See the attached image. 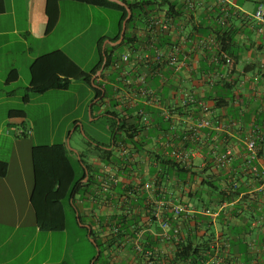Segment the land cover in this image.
I'll list each match as a JSON object with an SVG mask.
<instances>
[{
  "label": "crops",
  "instance_id": "0c3cea01",
  "mask_svg": "<svg viewBox=\"0 0 264 264\" xmlns=\"http://www.w3.org/2000/svg\"><path fill=\"white\" fill-rule=\"evenodd\" d=\"M195 1L196 7L189 9L184 0H152L154 4L149 10L146 9L147 14L137 17L128 26L126 38L123 36L120 42L119 38L115 39L120 35L121 13L110 9L118 12L116 32L109 34L108 23L101 26L94 35L88 57L78 59L73 56L69 46L91 29L95 12L104 14L102 7L71 0L60 1L58 20L47 32L46 0H3V10L0 12V82L5 87L24 82L28 99L24 101L25 95L19 96L15 89L0 92V162H5L7 167L5 175L0 176V264H31L45 246H33L39 236L50 240L48 258L41 264H82L80 256L74 260L75 252L72 245L68 246L67 227L57 232L64 235V239L59 243L51 241L56 233L39 228L31 203L32 148L54 143L37 142L33 130L37 115L26 111L32 100L28 90L29 68L35 59L56 51L65 53L87 75L85 79L71 80L69 87L60 91H67L76 81H82L87 86V92L92 95L91 103L97 99L92 104L90 117L92 120L102 116L107 118L109 141L111 131L108 117L113 118L107 111L118 113L117 119L114 118L117 125L122 124L123 120L134 125V129L128 132L134 133L132 142L127 134L119 131L110 148L105 147L112 152L111 160L116 156L119 162L101 164L93 155L87 158L89 164L99 168L101 187L96 188L94 197L84 200L77 197L74 201L83 224L89 226L92 222L95 236L104 239L106 233L97 227L96 222L116 211L113 202L120 199L123 187L137 185L147 179L157 181L156 174L167 170L166 180H160L157 185L176 205H183L191 211L190 215L177 219L182 238L209 240L207 249L212 254L207 255V261L203 264H252L255 259L264 264V229L259 225L253 226L254 221L246 216L248 203L236 201L216 218L201 213L217 199L215 194L206 190L208 187L204 182H212L224 191L228 178L238 179L240 175L237 173L247 154L245 141L250 128L253 125L264 127V23L257 22L253 17L258 4L264 0ZM80 11L88 14L82 22L75 17L65 18L69 12ZM168 18L173 20V27L167 32H157L156 45L179 44V58L184 60L180 69L166 64L156 67V64L149 65L143 59L148 54L145 45L149 24L151 21L159 24ZM224 29L228 32L225 37L218 32ZM118 45L121 48L117 53L115 47ZM224 45L227 48L224 53L231 57V64L217 59ZM228 52H232V56ZM127 53L130 55L128 62L121 63L122 55ZM106 55H110L111 62L105 67ZM11 70L18 72V79L6 84V76ZM26 74L28 82L25 80ZM123 75L146 77L148 87L153 90L148 103L144 104V98L133 93V87L124 85ZM94 82L106 88L101 90L98 97H95ZM184 92L208 105L211 121H219L226 128L218 130L212 127L194 133L202 113L198 106L181 105ZM216 103H220V106H216ZM14 104L23 106L12 108L10 105ZM138 109H144L147 124L137 115ZM17 110L23 114H11V111ZM80 118L79 114L71 121L75 129L81 127ZM21 129L28 130L29 134L19 135ZM61 143L64 144L63 140ZM226 146L233 148V161L227 167H217L213 156ZM163 158L174 160L184 171L173 169L169 164L163 168L159 160ZM257 164L264 166L262 152ZM112 177L118 180L122 189L119 198L111 194ZM106 196L109 201L102 200ZM235 207H239L241 213H237ZM229 208L233 210L229 211ZM259 208L264 211L263 206ZM197 214L198 218L195 216ZM77 227L81 229V226ZM84 239L93 250L87 233ZM237 239L241 240L240 245L229 244L226 250L221 251L213 249V244L222 246L224 242L232 243ZM74 242H82L78 231ZM31 245V252L26 255ZM129 246L126 242L117 248L111 247L105 251V255L110 256L112 264H144L142 258L133 256ZM245 249L247 254H244ZM82 255L83 264H91L94 260V250L85 247ZM218 258L222 261L218 262ZM159 263L158 260L153 264Z\"/></svg>",
  "mask_w": 264,
  "mask_h": 264
},
{
  "label": "trees",
  "instance_id": "16d2710c",
  "mask_svg": "<svg viewBox=\"0 0 264 264\" xmlns=\"http://www.w3.org/2000/svg\"><path fill=\"white\" fill-rule=\"evenodd\" d=\"M63 0H46V14L48 17L46 31H50L56 24L59 16V8L58 3ZM83 4H88L91 6L108 8V9H116L120 11V23L119 30L121 28V22L126 18L127 11L123 6L118 4L109 2L108 0H71ZM123 1L128 8L131 10V16L126 23L124 39L126 38V30L128 26L137 19V17L145 16L146 9H150L154 4L152 0H121ZM171 7V5H170ZM3 10V0H0V12ZM145 11V12H144ZM218 32H222V36H227V30H219ZM119 37L117 36L115 40ZM228 39H230L228 37ZM222 51H226V45L222 46ZM220 53V52H219ZM218 53V61L219 59ZM229 55L232 56V52H228ZM221 60V61H220ZM111 62L110 55H106V62L104 66H108ZM224 63V61H222ZM102 65V62L99 64V67ZM160 66L156 64V67ZM120 71V70H119ZM30 73V88L29 92L33 94H42L48 90H65L69 87L71 80H80L85 79L87 75L81 71L78 65H76L65 53L62 51H56L50 54H46L40 56L35 59L29 68ZM18 79V72L16 70H11L6 76L5 82L6 84L14 82ZM95 83V82H94ZM95 86L98 88H94L95 97L101 95V90H106L105 86L101 83H95ZM1 92V90H0ZM28 99V96H24V101ZM94 106V105H93ZM93 106L91 108V112H93ZM216 106H220V103H216ZM22 115V111H11V114ZM107 114L112 116L110 119V131H111V139L105 144H94L91 141L87 143L93 146L96 150L93 157H96L99 163L108 164L110 161L119 162L118 157H113L111 160L112 152L108 151L105 147L110 148L112 141H116V133L119 131L127 134L128 140L132 142L134 137V133H128L129 131L134 129V125L128 124L126 121H122V124L117 125L115 119L118 117V113L115 111H107ZM115 118V119H114ZM117 130V131H115ZM133 144V143H132ZM90 155L83 154L82 152L77 153L78 160H71L65 148V145L62 143L53 144V145H40L32 148V169H33V189L31 193V203L33 210L35 212L36 222L39 228L45 232H59L65 229L66 227V204L70 206V209L73 213V218L77 226H79L76 220V213L80 219L81 224L84 223L82 216L78 212V209L75 207L74 201L77 197L81 200L88 199V197L95 196L96 188L101 187V183L98 181V178L101 176L99 173V168L94 167L91 163L87 162V158ZM259 156V155H258ZM160 164L166 167L168 164L173 168L179 171H184L180 168L179 164L175 163L174 160L168 159H159ZM232 163V162H231ZM230 163V164H231ZM229 164V165H230ZM259 167L256 162H253ZM227 165V166H229ZM6 163L0 162V176H4L6 173ZM248 165L246 164V157L242 161V167L240 172L238 171L239 178L237 181H241L239 189L234 191L233 193L225 194V191L220 190L214 183L205 181L204 185H206V190L212 192L216 195L214 203L212 205L206 206L205 208L211 207L214 208L219 202L225 200V198L237 197L238 195L245 193L248 191L250 184V180L254 179L249 173H246ZM259 169V168H258ZM157 184H159L160 180H166L168 175L167 170H163L158 172L157 174ZM87 179L85 180V177ZM233 174L230 176L232 177ZM159 179V180H158ZM243 179V180H242ZM85 180V181H84ZM232 179H227L225 184L226 186L230 185ZM248 186V187H247ZM120 185L112 186L111 191L117 195L119 198V194H121ZM263 192V191H262ZM263 193H255L254 198L248 199L247 195H242L240 201L242 203H248L249 207L247 209V215L249 219L255 220L260 212H257L260 209V206L264 208V201H260ZM103 201H109L108 196H106ZM144 197L140 196L137 200V205L140 210L144 209L143 205ZM117 200L115 205V212L110 216L101 217L97 220V227L102 229L106 233V237L102 240L95 236L94 229L92 227V222L89 223L90 227V238L94 240L96 243L100 254L98 258L95 259L94 264H112L110 261V256L105 255V251L110 249L111 247H119L122 243L128 242L130 244L129 250L133 251V256L136 258H141V254H137L133 241L137 237V233L146 226L147 219L146 215H148L147 211H145V215L142 216L141 212L137 214H133L130 218L125 217L122 214V207L118 203ZM250 203V204H249ZM237 213H241V209L239 207H235ZM239 210V211H238ZM232 211V210H231ZM198 218V214L195 215ZM200 217V216H199ZM178 218L175 219L174 223H178ZM187 221V220H186ZM220 221V219H219ZM87 232V229L81 227ZM247 231V229H246ZM143 245H156L153 241V237L148 233L143 234ZM89 240V238H88ZM209 240H200L198 241L196 237H188L185 240L180 235V239L174 242V258L170 261H165L159 255V262L162 264H172V263H186V264H203L207 261V255L212 254V252L207 249ZM241 240L237 239L235 242L228 243L230 245H240ZM92 245V243H91ZM93 246V245H92ZM94 247V246H93ZM246 248V247H245ZM223 244L220 246V250H223ZM94 256L96 254L95 248ZM208 250V251H207ZM244 254H247L246 249ZM157 260V261H158ZM146 264L149 261L145 262ZM159 263V264H161ZM221 264V263H220Z\"/></svg>",
  "mask_w": 264,
  "mask_h": 264
},
{
  "label": "built area",
  "instance_id": "2783aa9c",
  "mask_svg": "<svg viewBox=\"0 0 264 264\" xmlns=\"http://www.w3.org/2000/svg\"><path fill=\"white\" fill-rule=\"evenodd\" d=\"M185 5L189 9H194L196 7L195 0H184ZM254 19L259 23H264V1L260 2L254 12ZM173 27V20L168 18L165 22L159 23L157 21H151L148 26V40L146 46V51L148 54L143 56L145 63L149 65L153 64H166L180 69L184 64V60L179 58L181 48L180 45H164L157 46V32H167L170 28ZM184 37L181 39L183 41ZM219 59L224 61L225 64H231L232 59L226 53L219 50ZM129 53L122 55L121 63H126L129 60ZM119 67V65H118ZM123 83L127 88H134L133 93L140 94L144 98V104L148 103L151 96L153 95V90L148 87L146 77L143 75H137L134 78L129 77L128 75H123ZM189 104L198 106L202 117L197 122L194 133L202 129H209L215 127L218 130H224L226 126L219 122H212L210 115V108L208 105L203 104L196 100L190 93L184 92L181 95V105L187 106ZM137 115L141 118L142 122L147 124L148 117L144 109H138ZM168 117V116H167ZM19 135L29 134L28 130L21 129L18 131ZM246 147V164L249 169H246L249 175L254 177L250 180L252 184H248L249 189L245 193L238 195L237 197H228L225 200L219 202L214 208L208 207L204 208L201 213L208 215L209 217H218L221 212L228 208L230 205L239 201L242 195H247L248 199H253L255 193L264 192V166L258 167L253 164L257 163L258 155L260 152L264 154V127H259L258 125H253L250 128L249 134L245 141ZM234 158L233 148L226 146L225 149L213 156V161L217 167H227ZM238 180V179H237ZM236 178L232 179L229 186L225 188V194L233 193L239 189L240 180L237 181ZM111 187L118 184V180L115 177L110 179ZM112 189V188H111ZM263 191V192H262ZM111 194L114 196L113 191ZM140 196L144 197L143 205L146 207L145 210L140 208L137 205V200ZM264 201V196H262L260 201ZM116 202V201H115ZM113 202V207L115 208L116 204ZM122 207V214L130 218L133 214L138 212L142 213V216L146 215L147 224L137 233L136 239L133 241L135 250L137 254H141V258L146 264V261H149L148 264H153L159 259V255L165 261H170L174 258V242L180 239V228L174 223L176 218L186 217L190 215L191 211L183 205H176L173 201L170 200L168 195L159 189L157 181L153 179H147L142 182H139L137 185L125 186L123 187V193L118 202ZM233 210V209H232ZM229 211L231 209L229 208ZM261 209H258L257 212H260ZM226 213V212H225ZM253 226L259 225L264 229V211L260 212V215L253 220ZM148 233L153 237V241L156 245H147L144 246L142 243L143 234ZM223 250H226L229 245L226 242L223 243ZM213 249L215 251L220 250V245L216 246L213 244ZM264 258V253H263ZM222 259L218 258V262H221ZM264 262V261H263ZM252 264H261L259 259L253 260Z\"/></svg>",
  "mask_w": 264,
  "mask_h": 264
},
{
  "label": "rangeland",
  "instance_id": "374dc122",
  "mask_svg": "<svg viewBox=\"0 0 264 264\" xmlns=\"http://www.w3.org/2000/svg\"><path fill=\"white\" fill-rule=\"evenodd\" d=\"M104 9V14H99L95 12L94 23L91 29L86 33L81 35L76 41H74L70 46L69 50L73 52V56L78 59H85L88 57V53L93 47V39L95 33L99 31L100 27L104 24H109V34L113 35L116 32V16L117 11ZM87 13L80 11V13L69 12L67 13L66 19L77 18L80 22L87 18ZM121 46L115 47V52L120 51ZM26 82H28V75L26 74ZM24 82H20L16 85L5 87L0 82V90L7 91L15 89L19 96L25 95ZM31 100L30 106H28L26 111L37 115V120L35 128V138L37 142L42 144H49L50 142L54 144H59L64 142L67 155L71 160H78L77 153L82 152L92 156L95 154V148L89 145L87 142L91 141L94 144L105 145L108 143L109 132L106 130L107 118L104 116L92 120L88 115V105L91 103L92 95L87 92V86L82 81H76L70 86L67 91L60 90H48L42 95L29 94ZM12 108H20L23 104L10 105ZM80 114L81 118L79 120L81 127L75 129V126L71 124L73 118ZM65 136V138H64ZM64 138V139H63ZM66 227H67V239L68 246L72 245L74 253V260L76 261L77 256H80L81 263L83 264L82 251L86 247L92 250V247L84 239L85 231L79 229L75 220L73 218V213L70 206L66 204ZM78 231L82 237L81 244H76L74 242L75 233ZM53 234L55 238H51V241H56L59 243L61 239H64V235H60L55 232ZM50 240L46 241L44 236H39L33 242V246H39L45 244L42 251L36 255L31 264H41L48 258V243ZM37 244V245H36ZM31 247L26 255L31 252ZM70 249V248H69ZM78 252L79 255L76 253ZM48 261H51L50 259Z\"/></svg>",
  "mask_w": 264,
  "mask_h": 264
},
{
  "label": "water",
  "instance_id": "95a60500",
  "mask_svg": "<svg viewBox=\"0 0 264 264\" xmlns=\"http://www.w3.org/2000/svg\"><path fill=\"white\" fill-rule=\"evenodd\" d=\"M108 1H109V2H112V3H115V4H118V5H120V6H123V7L126 9V11H127V16H126V18L121 22L120 35H119V39H118V42H120V41L123 39V36H124V33H125L126 23H127V21L129 20V18H130V16H131V10H130V9L128 8V6H127L123 1H121V0H108ZM104 61H105V59H104ZM95 88L98 89L96 86H95ZM103 94H104V93L102 92V95H103ZM96 101H97V99H94V100L92 101V103H90V104L88 105V115H89V116L91 115V107H92V104H93L94 102H96ZM86 179H87V176L85 177V180H86ZM85 180H84V181H85ZM76 220H77L79 226L84 227V228L87 229V232H88L87 235H88L89 241L92 243V245L94 246V248H95V250H96V254H95L94 260L91 262V264H94L95 259L98 258L99 254H100V251H99V249H98L96 243L94 242V240H93L92 238H90V227H89L88 225L81 224L80 219H79L77 213H76Z\"/></svg>",
  "mask_w": 264,
  "mask_h": 264
}]
</instances>
